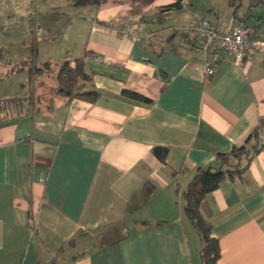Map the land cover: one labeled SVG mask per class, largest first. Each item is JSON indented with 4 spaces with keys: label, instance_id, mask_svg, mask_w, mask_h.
<instances>
[{
    "label": "crops",
    "instance_id": "0c3cea01",
    "mask_svg": "<svg viewBox=\"0 0 264 264\" xmlns=\"http://www.w3.org/2000/svg\"><path fill=\"white\" fill-rule=\"evenodd\" d=\"M28 1L20 62L53 64L55 83L57 65L86 51L100 94L41 97L0 123V264H201L181 194L257 125L247 170L225 177L200 212L218 240L216 264H264V49L242 64L220 52L206 75L180 32L199 15L264 40L253 13L264 0H184L185 9H163L176 0ZM29 68L10 76L23 75V96L39 95L46 69L31 79ZM155 146L167 148L164 161Z\"/></svg>",
    "mask_w": 264,
    "mask_h": 264
},
{
    "label": "trees",
    "instance_id": "16d2710c",
    "mask_svg": "<svg viewBox=\"0 0 264 264\" xmlns=\"http://www.w3.org/2000/svg\"><path fill=\"white\" fill-rule=\"evenodd\" d=\"M181 1L182 0H176L174 4L165 6L163 9H180ZM230 1L233 2L235 0ZM242 20H244V18H242ZM181 34L190 37L182 32ZM190 39H192V43L194 44L196 41L195 38L190 37ZM89 58H91L90 54L85 51L82 56L72 60H64L57 65L55 83L50 86L52 96L58 95L66 97L69 100L74 98L83 99L88 102H95L98 99L100 92L89 86L92 77V73L87 71L86 68V60ZM3 60L4 54L2 47L0 46V62ZM26 62H22V66L18 69L20 70L23 69L24 66H27ZM30 65L31 64L27 67L29 68ZM48 66L49 64L45 63L40 67L36 66L37 68L35 67V69L33 67L29 68L28 70L31 74V79H33L36 74L38 75L48 68ZM121 95L125 98L141 103L150 102L149 98L126 89L121 91ZM31 96L32 95L13 97L11 100L13 101L14 109L16 111L14 114H9L7 118L13 116L17 117L24 114L27 109L32 107L33 98ZM40 98L41 97H39V99ZM7 103L9 104V102H6V104ZM23 105H25V107H23ZM4 120H0V123ZM259 129L260 125H257L249 134L245 144L233 147L227 154H218L216 159L219 164L217 167L210 166L206 168H198L181 194L183 211L199 237L201 264H216L220 257V248L218 240L211 234V225L209 221L206 220L200 212V204L205 196L215 190L225 177L240 176L247 170L251 158L259 151L257 146ZM152 152L157 158L164 161L167 148L155 146L152 148ZM151 190V187H147L146 193L149 194Z\"/></svg>",
    "mask_w": 264,
    "mask_h": 264
},
{
    "label": "rangeland",
    "instance_id": "374dc122",
    "mask_svg": "<svg viewBox=\"0 0 264 264\" xmlns=\"http://www.w3.org/2000/svg\"><path fill=\"white\" fill-rule=\"evenodd\" d=\"M242 1L244 2V7L248 8V4H246L248 0ZM29 2L30 1L28 0H13V8L10 9L9 0H0V46L2 47L4 54V60L0 62V114H2L0 120H4L9 114L15 113L16 110L14 109L13 101L11 99L13 97L23 96L22 93L26 88L23 75H10L12 72H15V74L18 72V68L22 66L20 59L24 58L23 51H27L26 49H23L24 47H22V42L17 40L18 36L16 34H20V32L22 33L23 31V24H21L22 22H20L21 19L19 17L23 12H26L30 9L26 6L27 3L29 4ZM253 13L256 16L261 17L262 21H264V3L261 2L257 7H253ZM163 19H166V17ZM163 19H160V24L158 26L168 28V24L170 22H167ZM247 23L253 24L255 23V20L250 18ZM25 62L26 61H24V63ZM33 66L34 65L31 64V67ZM53 66L54 65L52 64L45 70L47 75L46 82L48 84L43 83V91L39 95L31 94L33 103L39 102V97L47 99L52 96L50 86L54 83V78L51 74V72L54 70ZM35 67L36 66L33 68L35 69ZM35 81H37L36 78ZM37 82H39V80ZM6 102H9L10 105L8 103L6 104ZM23 107H25V105H23Z\"/></svg>",
    "mask_w": 264,
    "mask_h": 264
},
{
    "label": "built area",
    "instance_id": "2783aa9c",
    "mask_svg": "<svg viewBox=\"0 0 264 264\" xmlns=\"http://www.w3.org/2000/svg\"><path fill=\"white\" fill-rule=\"evenodd\" d=\"M180 3L181 8L185 9V1L182 0ZM180 31L195 38L193 51L202 56L201 70L206 75L212 74V59L218 57L220 52L232 55L236 64H242L245 58L264 49V40L253 37L252 28L244 25L230 28L214 20L201 18L199 15H194ZM95 60L100 61L101 59L97 56Z\"/></svg>",
    "mask_w": 264,
    "mask_h": 264
}]
</instances>
